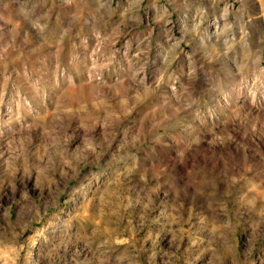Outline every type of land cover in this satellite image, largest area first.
<instances>
[{
    "label": "rangeland",
    "instance_id": "obj_1",
    "mask_svg": "<svg viewBox=\"0 0 264 264\" xmlns=\"http://www.w3.org/2000/svg\"><path fill=\"white\" fill-rule=\"evenodd\" d=\"M0 264H264V0H0Z\"/></svg>",
    "mask_w": 264,
    "mask_h": 264
}]
</instances>
